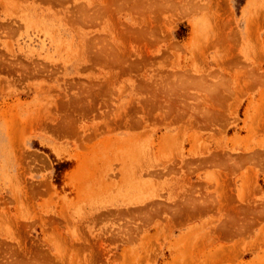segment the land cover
Returning <instances> with one entry per match:
<instances>
[{"label":"rangeland","instance_id":"1","mask_svg":"<svg viewBox=\"0 0 264 264\" xmlns=\"http://www.w3.org/2000/svg\"><path fill=\"white\" fill-rule=\"evenodd\" d=\"M0 264H264V0H0Z\"/></svg>","mask_w":264,"mask_h":264},{"label":"bare ground","instance_id":"2","mask_svg":"<svg viewBox=\"0 0 264 264\" xmlns=\"http://www.w3.org/2000/svg\"><path fill=\"white\" fill-rule=\"evenodd\" d=\"M168 1H169V0H168ZM159 2H160V1H159ZM172 4H174V3L172 2ZM175 5H176V4H175ZM131 7H132V6H131ZM149 7H150V6H149ZM153 7H154V6H153ZM194 7H195V6H194ZM135 9H136V8H135ZM142 10H143V9H142ZM150 10H151V9H150ZM159 10H160V9H159ZM174 10H175V9H174ZM180 11H181V10H180ZM178 15H179V14H178ZM171 18H172V17H171ZM180 18H181V17H180ZM138 29H139V28H138ZM138 31H139V30H138ZM146 31H147V30H146ZM149 33H150V32H149ZM149 35H151V34H149ZM152 35H153V34H152ZM141 38H142V37H141ZM146 40H147V39H146ZM101 53H102V52H101ZM110 54H111V53H110ZM111 56H112V55H111ZM108 59H109V58H108ZM117 60H118V59H117ZM113 61H114V60H113ZM119 63H120V62H119ZM189 74H190V73H189ZM192 76H193V75H192ZM183 205H184V204H183ZM205 207H206V205H205ZM188 208H189V211H190V210H191V209H190L191 207H188ZM202 209H203V208H202ZM198 211H199V210H198ZM198 211H197V212H198ZM225 220H226V219H225ZM230 220H232V219H230ZM224 223H225V222H224ZM223 225H224V224H223ZM223 225H222V226H223ZM217 228H218V227H217ZM226 228H228V227H226Z\"/></svg>","mask_w":264,"mask_h":264}]
</instances>
